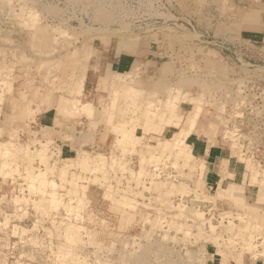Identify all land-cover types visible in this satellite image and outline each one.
Here are the masks:
<instances>
[{
  "label": "rangeland",
  "instance_id": "obj_1",
  "mask_svg": "<svg viewBox=\"0 0 264 264\" xmlns=\"http://www.w3.org/2000/svg\"><path fill=\"white\" fill-rule=\"evenodd\" d=\"M218 258L264 263V0H0V264Z\"/></svg>",
  "mask_w": 264,
  "mask_h": 264
},
{
  "label": "crops",
  "instance_id": "obj_2",
  "mask_svg": "<svg viewBox=\"0 0 264 264\" xmlns=\"http://www.w3.org/2000/svg\"><path fill=\"white\" fill-rule=\"evenodd\" d=\"M105 48H106V53H104L105 55L104 59H106V62L104 63V66L108 67V69L110 70L109 71L108 69L107 70L105 69L104 70L105 72L109 71L111 75L113 74L117 75L128 72L133 67H135L136 64L137 66H139L138 64L140 63V60L137 57L138 47H132L122 41L120 43L118 42L113 47L110 46V43H108V45ZM105 72L102 73L104 74ZM82 78H83L84 88L87 86L90 87L91 89L93 84L96 86L98 85V79L97 81H94L92 80V78H89L88 76H84ZM100 82H102V86L104 85V87H109V88L111 87L113 90L120 88V90L124 91L125 89V84L118 83L116 82V80L112 82L111 80L110 81L100 80ZM69 88H71V85L69 86ZM62 98L65 99L66 97L64 96ZM46 102L49 103V104L47 103L48 105L52 104L50 99L47 97H46ZM48 119L50 121L48 125H52V124L54 125L55 123L59 122L54 115L52 117H49ZM191 148H193V150L196 152L198 157L202 158L204 163L207 164L206 165L207 169L205 170V179L210 181L212 185L213 184L220 185L227 180L230 182L235 181L238 174L237 170L231 169L230 160L226 155L221 154L220 150L216 146L208 145L206 143H202L199 140H196V141H192ZM214 259H216V257H214ZM221 263H222L221 258H218L217 263H214L213 261V264H221ZM251 263L258 264V261H254V263L253 262ZM226 264H229V262Z\"/></svg>",
  "mask_w": 264,
  "mask_h": 264
},
{
  "label": "bare ground",
  "instance_id": "obj_3",
  "mask_svg": "<svg viewBox=\"0 0 264 264\" xmlns=\"http://www.w3.org/2000/svg\"><path fill=\"white\" fill-rule=\"evenodd\" d=\"M122 63H123V62H122ZM59 98H62V97H59ZM62 99H63V98H62ZM62 99H61V100H62ZM73 104H74V103H73ZM80 105H81V104H80ZM78 107H79V106H78ZM83 107H84V105H83ZM62 108H63V107H62ZM66 108H67V107H66ZM75 109H76V108H75ZM79 109H80V108H79ZM78 112H79V111H78ZM123 133H124V132H123ZM123 133H122V134H123ZM80 157H81V156H80ZM232 169H233V168H232ZM257 169H258V168H257ZM233 175H234V174H233ZM252 176H253V175H252ZM251 180H252V179H251ZM230 190H231V188H230ZM230 194H231V192H230ZM231 195H232L233 197L237 196V195H235V194H234L235 196H234L233 194H231ZM237 200H238V199H237Z\"/></svg>",
  "mask_w": 264,
  "mask_h": 264
}]
</instances>
